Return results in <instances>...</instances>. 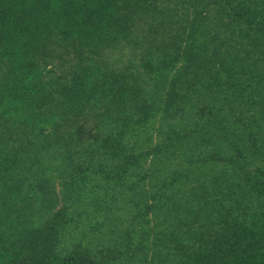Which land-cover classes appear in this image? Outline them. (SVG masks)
Here are the masks:
<instances>
[{
  "label": "trees",
  "instance_id": "trees-1",
  "mask_svg": "<svg viewBox=\"0 0 264 264\" xmlns=\"http://www.w3.org/2000/svg\"><path fill=\"white\" fill-rule=\"evenodd\" d=\"M0 264H264V0H0Z\"/></svg>",
  "mask_w": 264,
  "mask_h": 264
},
{
  "label": "rangeland",
  "instance_id": "rangeland-1",
  "mask_svg": "<svg viewBox=\"0 0 264 264\" xmlns=\"http://www.w3.org/2000/svg\"><path fill=\"white\" fill-rule=\"evenodd\" d=\"M15 145L16 144H14L13 146H15ZM7 152H8V150L6 151V153ZM37 171L38 170L33 169L30 172H27V173L25 172L26 177L30 173L31 174L37 173ZM37 174H34V175H37ZM45 177L48 180H51L50 183L47 182L46 187H44V185H43L41 188L36 187V186L34 188H32V186L28 187V185L25 182H23L24 183V185H23L24 187L22 188V190L24 191L23 194L27 195L26 198H23V199H25L26 201H44V202L45 201H57L55 207H53V209H52L53 211H57V209H59L61 207V205L63 203L62 201H65V197H64L65 194L62 191V187H61V185L63 183V179H62L59 171L58 172L56 171V173H54V172L46 173ZM3 181H5V179H3ZM21 181H24V180H21ZM8 185H12V183L8 182ZM32 197H34V199ZM220 203H221V201H204L203 203L200 204L201 206L199 207L197 213L195 214V219L196 220H208V219H210L212 214L214 215L216 210H219L220 207H216V206L220 205ZM224 203L227 204L228 202H224ZM226 204H223L222 206H226ZM215 207H216V209H214Z\"/></svg>",
  "mask_w": 264,
  "mask_h": 264
}]
</instances>
